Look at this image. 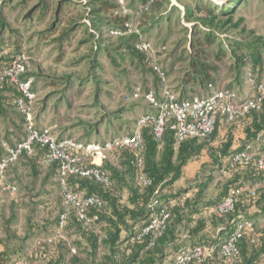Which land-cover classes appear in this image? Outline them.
Wrapping results in <instances>:
<instances>
[{"label": "trees", "instance_id": "1", "mask_svg": "<svg viewBox=\"0 0 264 264\" xmlns=\"http://www.w3.org/2000/svg\"><path fill=\"white\" fill-rule=\"evenodd\" d=\"M148 1L141 0L140 5H145ZM244 1L193 0V8L185 4L183 17L192 25L191 34L197 38L201 37L198 40L199 46L211 45L218 38V32L227 26L237 29L244 20L239 18L236 24L232 25L233 17ZM64 2L85 11L88 14L86 19L91 21L90 27L83 22L72 21L74 30L85 27L89 35H92V27L97 30L99 27H107L110 32H126L124 26L129 22V18L121 16L120 5L114 0H58L57 8L61 10ZM18 4L24 5L20 2ZM40 9L45 13L48 10L44 3ZM176 9L170 0H151L147 11L142 12L140 16L149 17V28H146L148 30L165 19V12ZM109 12V18H101L102 14ZM140 31L143 35L144 29ZM61 35L63 38L67 33ZM130 38L133 44L136 43L135 35L132 34ZM132 49L136 52L134 47ZM262 49L264 42L261 45L241 41L229 42L227 49L218 47L213 56V63H210L211 55L198 47L196 58L189 63L190 72L183 80L185 85L178 94L179 99L208 93L209 87L234 91L233 88L238 89L243 85L247 71L253 80V89L259 84L264 85L260 81V74L255 78V74L260 73L263 67ZM0 54L1 72L12 64V59L7 60L2 51ZM225 59L229 65L227 73L222 76L220 66L224 65ZM25 77H29L28 73ZM223 81H229V84L224 89L217 88L216 85ZM186 86H197L202 92L192 94L195 90H189ZM237 96L239 97L238 94ZM19 97L20 93L16 88L0 81V115H6L9 109L5 107V103L21 115L14 106ZM171 125V121L166 123L159 141L154 139L151 127H144L141 132L143 152L122 148L113 154L110 161L105 162L101 168L102 174L110 183L109 186L100 184L91 177L68 178L73 192L94 196L102 202L101 208L88 209L89 217L98 218L90 228L84 227L74 212L70 213L64 227L66 229L70 225L74 226L81 234L80 239L84 237L88 244L86 259L80 258L79 242H75V248H67V243L60 240L61 236L51 243L47 242L52 239L49 237L42 244L39 242L32 252H25L23 257L12 259L23 252L22 248L8 246L7 241L11 239L8 235L6 242L0 241V264H165L166 251L170 250L175 254L184 245L217 247L213 253L206 251L202 264H264V188L255 189L253 195L245 190L240 193L233 212L222 218L215 214V206L226 196L229 189L250 188L254 180H261V175L252 166H238L232 170L227 165L229 158L250 142L259 139L261 147L264 148V107L259 111H249L229 124L220 119L213 134L206 139L177 143ZM44 155L45 150L34 146L33 154H22L15 165L20 159L27 158L28 161H33L34 168L38 170L37 162H42ZM140 157L142 164L138 166ZM193 162H197L198 167L192 177L187 179L184 185L176 187L177 182L185 178V168ZM14 166L8 167L7 170ZM211 166L214 171H219L220 177L224 179L223 189L218 198L203 202V193L212 182V176H203L202 170ZM42 167L47 168L46 177H50L55 171L57 179L56 164ZM223 167L225 171L221 172ZM36 170L35 174L38 172ZM139 177L148 180L150 184L143 185L138 181ZM201 177L205 179L204 182H201ZM188 184L194 186L186 187ZM160 210H165L169 219L162 235L150 247L151 236L139 237V234L151 215ZM239 218L251 220L253 227L252 230H244L237 241L238 255L234 262L219 253L218 245L233 231L234 223ZM184 226L187 227L188 233L185 242L177 237L178 228ZM101 245L107 248L108 253L98 262L96 255ZM72 249L75 254L71 253ZM190 264L196 263L192 261Z\"/></svg>", "mask_w": 264, "mask_h": 264}, {"label": "rangeland", "instance_id": "2", "mask_svg": "<svg viewBox=\"0 0 264 264\" xmlns=\"http://www.w3.org/2000/svg\"><path fill=\"white\" fill-rule=\"evenodd\" d=\"M122 1L121 16H128L127 23L133 27L139 25V29H144L154 64L137 50L130 38L132 34L114 36L107 27L98 30L92 27V35L85 27L74 30L72 21L83 22L87 27L91 24L86 19L88 14L79 7L64 2L60 10L58 0H0V51L6 54L7 60L18 53L29 58L27 73L33 81V111L39 128L50 127L59 138L84 143H102L130 134L138 117L149 110L142 99L134 100L133 94L139 90L159 95L162 88L153 66L164 74L168 87L179 94L198 47L211 55L209 62L213 63L219 46L227 49L229 42L234 41L258 45L264 42V0H245L237 9L232 25L239 18L244 22L237 29L227 26L218 32V38L211 45L203 46L198 42L201 37L191 34L192 25L183 17L184 5L193 8V0H170L177 9L165 12V19L148 30L149 17L137 15L141 0ZM42 3L47 6L46 13L40 9ZM110 16L109 12L101 18ZM61 33H67L66 37L62 38ZM261 64L262 70L255 78L260 74V81L264 83V49ZM228 65L225 59L220 66L222 76L227 73ZM228 84L229 81H223L216 87L224 89ZM186 87L195 90L192 94L202 92L197 86ZM233 90L240 98L254 92L247 78L240 88ZM5 107L9 109L6 115H0V155L4 153L3 145L13 146L24 139L22 116L6 103ZM33 165V161L22 158L5 173L4 182L15 186L17 194L0 190V241L6 242L10 235L8 246L22 248L23 252L12 259L32 252L35 244H42L57 232L61 194L55 171L46 177L47 168L41 162H37L40 170ZM202 171L203 176H212L202 201L218 198L224 179L212 166ZM189 186L194 185L186 187ZM59 235L67 248H75V242H79L80 258H87L88 244L84 237L80 239L81 234L74 226L66 227ZM187 236V227L178 228L180 241L185 242ZM107 253L105 246H99L97 261L101 262ZM31 263L34 262H28Z\"/></svg>", "mask_w": 264, "mask_h": 264}, {"label": "built area", "instance_id": "3", "mask_svg": "<svg viewBox=\"0 0 264 264\" xmlns=\"http://www.w3.org/2000/svg\"><path fill=\"white\" fill-rule=\"evenodd\" d=\"M151 0L145 5H140L137 15L147 11ZM117 3L123 5L122 0ZM139 25L133 27L126 23V32H111L114 36H124L127 33L136 36V48L144 54L146 58L154 64L153 56L150 53V44L144 39ZM1 56V54H0ZM12 64L5 67L0 72V81L8 83L16 88L20 97L14 102L16 110L23 116L24 139L14 147L3 145V155H0V190L17 194V188L7 185L4 182L6 170L14 166L22 154L31 156L34 152V146L45 150L42 165H57V183L61 194V211L58 215L57 232L51 243L60 237V232L64 229L68 217L74 212L76 218L83 223V226L90 228L97 222V216H88V209L95 207L101 208L102 202L94 196L73 192L68 184L69 177H91L96 182L109 186L108 179L102 174V165L110 161L113 154L120 149L125 148L129 151L143 152L142 129L151 127L153 137L156 141L161 140L165 125L168 121L172 122L171 129L174 132V138L177 143H182L191 139H206L214 132L217 122L222 119L229 124L238 117L245 116L249 111H259L264 107V85L259 84L245 98H240L234 91L215 90L209 87L208 93L193 95L185 99H179L176 94L166 84L164 74L153 66V71L157 74L162 88L159 95L153 91L141 93L137 90L133 94V99L142 101L148 106V111L140 115L136 120L135 126L130 134L113 137L102 143L79 142L70 138H59L55 135L52 128H39L36 125L34 117L35 94L32 90V78L25 77L29 67V58L24 53H18L12 56ZM248 82L252 85L251 75L246 74ZM259 139L250 142L240 150L234 153L228 161V168L234 170L238 166H252L261 175L260 181H253L250 188L240 187L231 188L226 196L215 206V214L218 218L233 212L240 193L248 190L251 195L254 190L264 188V148L260 145ZM142 164V158L138 159V166ZM225 167L221 168V172ZM138 181L143 185H149L150 182L143 177ZM169 215L165 210L151 215L148 222L141 229L139 237L151 236L150 247L153 246L166 228ZM264 220V216H263ZM253 222L249 219L239 218L234 223V229L218 245L219 253L235 262L238 251L236 243L244 230H252ZM36 246V244H35ZM216 246L208 248L206 246L191 247L184 245L173 255V258L167 264H190L194 261L196 264H202L206 251L213 253ZM75 254V250H71ZM16 264H25L18 262Z\"/></svg>", "mask_w": 264, "mask_h": 264}, {"label": "crops", "instance_id": "4", "mask_svg": "<svg viewBox=\"0 0 264 264\" xmlns=\"http://www.w3.org/2000/svg\"><path fill=\"white\" fill-rule=\"evenodd\" d=\"M197 167H198L197 162L190 163L189 166L185 168V171H186L185 178L183 180L182 179L179 180L176 184V187H179L180 185H184V182L187 181V179L192 177ZM173 255H174L173 252H171L170 250H167L165 253L164 263L167 264L173 258Z\"/></svg>", "mask_w": 264, "mask_h": 264}]
</instances>
